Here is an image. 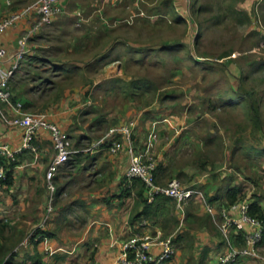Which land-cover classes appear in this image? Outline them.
Here are the masks:
<instances>
[{"label": "rangeland", "instance_id": "rangeland-1", "mask_svg": "<svg viewBox=\"0 0 264 264\" xmlns=\"http://www.w3.org/2000/svg\"><path fill=\"white\" fill-rule=\"evenodd\" d=\"M26 1L24 7L36 0ZM175 1L69 0L63 3L60 0L66 13L64 18L75 19L73 12L79 10L81 17L98 18L107 23L112 41L104 58H120L121 63L99 74L100 60L91 62L85 55L74 52L72 58H78L72 64H62L64 71L70 73L58 75L53 64L39 59L33 66L37 70L26 66L23 70L31 71L26 74L30 79L33 72L42 76L41 86L47 88L45 96L50 99L58 87H74L76 93L82 91L79 106L70 112L73 125L67 131L76 150L92 148L112 125L123 120L135 119L138 134L143 138L153 121L169 118L172 127L160 128L154 152L157 163L164 168L160 175L162 183L175 178L186 186L196 185L205 199L214 195L221 197L227 187H236L241 189V200L260 199L264 206V34L259 30L264 28V19L257 15L251 22L237 21L229 11V0H187L189 8L182 11L185 18L179 19ZM201 5H208L209 9L198 12ZM69 34H52L48 48L41 55L55 56L53 60L62 55L63 58L71 56L60 48L71 40ZM117 68H122V73ZM238 78L242 94L237 93L234 99L226 101ZM134 80L136 86L132 85ZM48 88L55 89L53 94ZM79 88L82 89L77 92ZM74 159H81L80 154L73 155L69 162ZM69 162L61 167V173L71 170L73 165ZM84 177L79 174L74 181ZM2 192L0 207L5 206L6 197ZM216 203L217 209L228 206L223 200ZM29 209L28 214L38 212L36 204H31ZM195 214L203 218L204 231L202 220L195 218L188 224L179 222L173 227L178 232L175 229L176 232H171L172 225L166 224L170 228L166 238L175 240L179 231L188 225L194 232L204 233L200 244L207 242L213 248L207 233L220 240L219 221L209 220L200 206L196 207ZM34 226H29V236L37 230V225ZM175 244L177 255L181 247L189 254L188 264L198 262L194 258L197 248L191 238L189 242ZM216 250L218 255L220 248ZM248 261L247 264H260ZM241 263L246 264L244 261L238 264Z\"/></svg>", "mask_w": 264, "mask_h": 264}, {"label": "crops", "instance_id": "crops-1", "mask_svg": "<svg viewBox=\"0 0 264 264\" xmlns=\"http://www.w3.org/2000/svg\"><path fill=\"white\" fill-rule=\"evenodd\" d=\"M62 1L68 3L69 0ZM26 2V0H15L13 4V0L12 2L11 0H0V22L12 13L22 11L26 7H24ZM175 7L177 14L181 17L180 19L185 18L182 11H187L186 9L189 8L187 0H176ZM239 8L249 16L251 21L257 15L264 19V0H243ZM65 14L55 18L50 26L51 29L47 30L48 32L43 33L46 27L30 39L27 46V56L15 73L10 85L13 99L22 102L26 112L37 113L43 111L49 115L52 122L67 132L73 125L70 120L71 116H69L70 112H75L76 107L79 106L77 103L80 104L82 100V91L78 92L82 88H79L78 93H76L74 87L65 89L58 87L56 95L50 99L45 96L48 93L47 88L41 86L42 76H38L36 72H33V78L30 79L26 74H30L31 71L26 72L23 68L25 69L26 66L29 70H32V68H35L33 67L34 62L39 59V61L43 60L53 64L55 71H58V75H62L63 72L70 73L64 71L65 68L62 67V64L68 62L72 64L73 60L78 58H72L74 52L79 56L80 54L85 55V58L91 62L96 59L100 60L97 67H101L99 74L115 69L116 65L121 62L120 58L116 57H112V60H110V56L104 58L109 53L112 41L106 22L98 18L81 17L83 14L79 10L73 12L75 19L64 18ZM33 21V16L28 17L8 29L0 37V49H4L7 54L0 62L1 69L10 70L15 64V57L19 50L18 41L30 29ZM259 30L261 34H264V28ZM61 32L70 33L71 40L65 42L60 48L62 52L65 51V54L68 55L70 53L71 56L63 58L62 55L55 60L52 59L55 56H42V50L48 48L49 37L52 34ZM254 50L250 52L254 53ZM84 66L87 68L88 65ZM118 69L122 73L123 69ZM59 70L62 71L59 72ZM238 80L233 82V92L226 101L234 99L233 97L237 93L242 94L241 81L239 78ZM48 89L50 94L55 91L54 88ZM72 104H76L73 109L69 107ZM4 113L9 118L14 117L13 110L7 106H4ZM130 120L132 119L123 120L112 126L124 125ZM162 126L172 127V122L169 118L153 121L147 128L146 134H142L144 135L142 138L138 134V122L136 121L134 140L137 148L144 150L153 133L157 132L160 135ZM22 137V129L7 125L0 115V140L8 144L11 150L17 151L22 148ZM35 144L38 146L37 153L23 150L16 155L14 160L6 161L7 170L12 172L11 184L0 182V195H3L2 190H4L6 197L5 206L0 207V256L4 260L3 264L8 259H10L9 264H121L119 257L122 244L134 234L163 239L166 238L165 233L170 232V228H167L166 224L168 226L172 225L173 228L177 221H184L188 224L195 218L202 220L204 231L205 222L200 214H195L196 207H202V210L204 209V212L208 215V218L211 217L212 221L214 218L218 220L219 209L215 207V204L221 200L227 201V191L231 188V186L227 187L221 197L210 196L211 198H218L213 202H210L209 198L206 199V203L213 206V213H209L205 205L196 200L190 202L186 207V216H183L177 210L173 201L169 208L165 209L166 211H158L135 220L134 217L142 212L143 205L140 204L134 189L130 193L127 192V189L131 188L133 184V181L128 180L126 177L130 162L129 156L125 151L113 155L105 148L95 149L92 146L89 149L79 150L78 155L80 154L81 159H74V161L69 162L70 165H73V167H70L71 170L61 173L63 167L59 169L57 174L59 172L60 174L55 176V186L57 187L54 194L55 201L51 219L45 229L42 230L43 233L36 236L34 233V235L29 236V226L33 224L34 227L37 225L38 228L49 206L51 194L46 184V173L55 155L48 131H41L35 139ZM157 164V167L162 166V164ZM79 174L85 175V177L74 181V177ZM60 175H63V177L59 178ZM159 184L163 185L164 183ZM1 200L2 198H0V206L3 204ZM31 204H36L38 212L35 214H28ZM261 205L263 206L262 202ZM36 220H39V222L35 223ZM211 225L214 228L212 223ZM1 227H5V234V229ZM174 229L171 232L177 231ZM202 234L204 233L202 232ZM202 234L194 232L186 225L179 231L181 236L177 242H189L191 238L197 248L194 258L198 262L196 261L195 264H216L219 256L226 252L227 245L222 238L217 240L209 233H207L208 241L213 242L214 247H209L207 242L200 244L199 240ZM235 238L237 239V236ZM236 239L234 240L235 245L241 247L242 245H239ZM217 247L220 248L218 255L215 252ZM257 253L258 256L242 258L238 263L244 261L247 264L248 260H255V262L264 264V244L258 246ZM4 254H6L5 257ZM186 254L187 252H184L181 247L180 253L176 254L177 257L175 256L172 264H188L190 256L189 254L186 256Z\"/></svg>", "mask_w": 264, "mask_h": 264}, {"label": "built area", "instance_id": "built-area-1", "mask_svg": "<svg viewBox=\"0 0 264 264\" xmlns=\"http://www.w3.org/2000/svg\"><path fill=\"white\" fill-rule=\"evenodd\" d=\"M62 14H64V8L60 0H38L0 22L1 37L18 22L31 16L34 17L30 29L18 41L19 50L15 57V64L10 70L5 71L0 68V115L7 125L21 128L23 131L20 150L13 151L8 144L0 140V180H6L8 176L6 161L14 160L16 155L23 150L37 153L38 146L35 144V139L41 131H48L55 150V155L46 173V184L51 199L38 230L45 229L50 220L49 216L53 212V197L56 192L54 177L59 169L80 151L73 146L69 133L52 122L48 114L26 112L23 103L13 99L10 84L27 56L30 39L50 26L55 18ZM6 55V51L0 49V62ZM4 106L13 110L14 117L9 118L5 115ZM135 128V120H130L124 125L112 126L93 146L95 149L105 148L113 155L123 151L127 153L130 162L126 177L130 181L139 179L143 182L146 188L145 197L149 204L154 203L157 197L164 196L172 199L177 210L186 216V207L190 202L199 200L209 213H213V206L206 203L204 193L196 185L186 186L175 178L163 185L156 183L155 173L158 164L154 152L159 134L153 133L144 150H139L134 140ZM250 204L249 200L239 199L218 210V228L225 239L227 250L219 256L216 264H232L242 258L258 256L257 248L264 239V223L250 214ZM239 233H242L244 239V245L241 247L236 246L233 241V235L236 237ZM176 254L177 247L173 237L159 239L134 234L122 244L119 262L121 264H172Z\"/></svg>", "mask_w": 264, "mask_h": 264}, {"label": "trees", "instance_id": "trees-1", "mask_svg": "<svg viewBox=\"0 0 264 264\" xmlns=\"http://www.w3.org/2000/svg\"><path fill=\"white\" fill-rule=\"evenodd\" d=\"M243 2V0H229V11H231V13L234 15L235 19L237 21H240V22H243L244 20H246L247 22H251V19L249 18V16H247V14L245 12H243L240 8H239V5L240 3ZM173 8V7H172ZM209 9L208 5L204 6V5H201L199 6L198 8V12L199 11H207ZM178 15V14H177ZM179 16V15H178ZM181 17H179L180 19ZM136 80H134L132 82V85H135L136 86ZM133 86V87H135ZM258 119V118H256ZM6 170L8 169V165L6 164ZM164 168L162 166H158L157 167V170H156V173H155V177H156V183H161V179H160V175L162 174ZM7 179L6 180H0V182L2 184H11V180H12V172L7 170ZM134 189L136 191V195L138 196L139 200H140V204L143 205V210L142 212L138 213L134 219L137 220L139 217L141 216H148L150 214H153V213H157L158 211H166L165 209L166 208H169V206L171 205V202H173L172 199L170 198H167V197H164V196H159L157 197L156 201L152 204H149L147 202V199L145 197V191H146V188H145V185L143 184L142 181H140L139 179H134L133 180V184L131 186V188H128L127 189V192L130 193V191ZM240 193H241V189L239 188H236V187H231L230 189H228L227 191V196H226V200L227 201H224V204L225 205H230V204H233L235 203L237 200H239V196H240ZM218 198H215V197H212L209 199L210 202H213L214 200H216ZM194 201V200H193ZM261 200L260 199H254V200H251V204H250V214L260 220L263 221L264 223V207L261 205ZM211 217H209L210 219ZM175 228L179 225V222H175ZM39 233H43L42 230H37L35 232V236ZM181 235L178 234V236L176 237V239L174 240V242H177L179 237ZM222 236V235H221ZM234 237V240L236 239L235 238V235H233ZM222 240L224 241V243L226 244L225 242V239L223 238L222 236ZM233 240V241H234ZM237 243L240 245H244V239H243V235L242 233H239L237 235ZM235 244V243H234ZM261 244H264V239L263 241L261 242ZM6 254H4V257H5ZM3 258H1L0 256V264H3ZM239 261V260H238ZM237 261V262H238ZM10 263V259H8L7 261L4 262V264H9ZM236 263V262H235ZM38 264H41V263H38ZM234 264V263H232Z\"/></svg>", "mask_w": 264, "mask_h": 264}]
</instances>
